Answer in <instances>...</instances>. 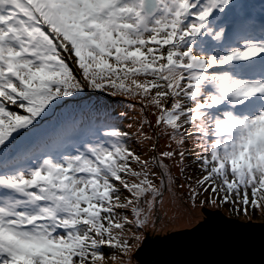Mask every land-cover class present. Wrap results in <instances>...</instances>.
Masks as SVG:
<instances>
[{"label":"rangeland","instance_id":"obj_1","mask_svg":"<svg viewBox=\"0 0 264 264\" xmlns=\"http://www.w3.org/2000/svg\"><path fill=\"white\" fill-rule=\"evenodd\" d=\"M18 1L25 5L23 9L30 16L28 24L19 27L9 24L6 27L8 31L16 30L19 41H26V44L19 52L8 46V56L2 51L4 48L0 47V59L5 61V70L11 76L17 79L23 76L28 79L31 77L30 82L23 84L26 90L24 94H34L42 98L44 94L41 84L58 88L63 86L60 92L67 88L71 84L72 75L60 70L62 68L57 62L60 58L58 53L62 54L64 47L68 46L66 43L62 45L61 40L78 41L74 49L85 69L82 77L90 85L95 84L98 91L111 88L115 93V96L111 93H106L108 96H105L111 102V106L107 107L111 116H108L106 125L109 126L108 123H112L114 119L119 128L131 134L127 146H115L112 153L104 156V159H109L112 155L111 164L115 173L109 174V178L112 179V189L117 191L106 196L97 193L87 195L91 204L102 199V202L95 203L92 212L87 211L83 215L90 224L83 228L82 232L86 243L94 248L95 259L104 261L107 252L112 250L111 245L103 238L105 235H110L116 243L121 238L122 244L128 245L133 255L150 229L158 231V235H164L171 229L190 226L205 216L202 207L206 205L196 199L198 192H195L194 188H188L182 173L179 174L182 157L184 156V167L191 162L188 157L190 148L191 153L205 157L196 161L193 159L194 164L197 162L204 169V177L211 183L218 181L216 186H219L224 194L234 190V195L239 199L238 204L229 201L228 205L221 207L227 209V215L237 216L239 208L243 207L246 212L241 211L244 213L241 219L264 218V105L260 108L257 104L254 105L255 100L260 99L261 83L252 78L242 81L233 89L234 84L229 83L233 76H229L230 80L224 82L220 78L221 73L212 74L207 70L216 62L214 59L205 58L206 56L198 51L191 55L190 60V55L185 52L181 55L190 60V65L193 64V80L197 84L193 92L197 93L195 96L199 97L200 105H195L191 111H185V106L177 94L181 68L176 65L174 59L163 58L160 62L159 58H156V55H159L155 48L143 46L146 33L161 37L160 34L166 32L171 38L170 31H173L176 36L180 35V39L188 35L185 38L187 39L194 37L189 35L190 33L198 34L200 28L207 27L206 32L212 35L214 28L210 21L201 23L200 20L194 21V18L185 17L187 21L184 22V14L187 17L200 14L195 13L194 8L198 9L197 1L203 3L205 0H191L195 5L190 9L186 5L189 4L188 0H161L160 14L153 18L143 14L138 0ZM208 1L213 12L209 15V12L202 9L204 16L209 15L211 18L216 11L217 2L223 4L221 8L230 10L231 0ZM253 5L246 2L245 8H252ZM40 24L52 36L43 33L39 29ZM260 26L264 27L263 20ZM2 30L0 27V35ZM234 33L237 39L242 35L232 29L227 34L224 32L221 38L224 35L230 38ZM246 44H250L249 38ZM192 59L194 63L191 62ZM197 67L200 68L199 71ZM189 69L192 68L189 66ZM97 82H100L98 84L101 88ZM84 88L87 90L85 86ZM161 93L163 95L160 96ZM236 95L241 96L244 102L236 110L246 111L248 106L249 114L246 119L233 117L241 114L236 110L232 114L229 107ZM102 105L100 103L98 107ZM70 107L68 104L58 114L63 116ZM52 109L53 107H48L44 116ZM32 116L33 114L18 116L13 123L0 121V124L3 123V130L11 133L7 139L0 140V149L13 141L11 154L7 155L41 154L45 149L50 152L58 148L60 138L50 141L51 146L48 148L49 145L42 138L46 121L30 118ZM28 118L30 119L27 121ZM21 121V126L17 127ZM15 127L17 132L13 130ZM38 130V134L32 132ZM187 130L190 133H186ZM169 133L171 137L167 135ZM101 148L98 143L88 144L85 151H91L95 157L85 154L83 158L94 161L98 158ZM58 157L45 158L38 171L29 177L1 180L0 208L13 199V194L24 186L26 190H30L37 182L45 180L44 175L62 173L65 165L71 162L69 151L59 153ZM175 159L179 162H175ZM2 171L10 173V169L0 163V173ZM84 171L85 169H80L76 178L81 181L97 179L93 168H90L88 173ZM25 174L27 176V173ZM177 175L181 182L179 189L186 194L190 204L175 187L174 178ZM163 177H166V180L163 181ZM194 181L195 179H192L193 183ZM97 185L93 186L95 190ZM44 193L50 196L56 195L57 192L53 184H46ZM128 193H135L134 201L130 199L131 210L122 214L114 205L118 197ZM169 205L173 206L172 212L166 210L164 213V209ZM191 206L196 207L193 212L188 210ZM207 207L219 208L214 205ZM101 214H104L105 220L107 217L111 219L108 222L101 221ZM7 215L9 214L0 211V241L7 251L24 264H71L74 255L82 249L81 244L67 240L65 231L56 235L57 240L33 241L27 239L26 234L20 238L12 227L6 225ZM131 224L133 226L128 229ZM96 229L102 231L99 233ZM104 245L107 247L103 248Z\"/></svg>","mask_w":264,"mask_h":264},{"label":"trees","instance_id":"obj_2","mask_svg":"<svg viewBox=\"0 0 264 264\" xmlns=\"http://www.w3.org/2000/svg\"><path fill=\"white\" fill-rule=\"evenodd\" d=\"M188 2L190 6L188 3L186 5L187 8L189 9L193 7V5H195V3L191 0H188ZM196 6L195 7L198 9L194 8L195 13L198 12L201 15L198 14L187 17L183 13L184 18L186 17L187 19H189L191 17L194 18V21L200 20L201 23L204 21L208 23V20L210 19L209 15L213 12L210 8L209 1L205 0V2L203 3L197 1ZM221 7H223V5ZM202 9L205 10L206 12H209V15L208 16L202 15L201 13L203 11ZM217 9H219V5ZM159 14L160 13H158L157 16ZM186 18L184 19V22L187 21ZM170 33H172L173 38L172 37L169 38L166 35V32H164L162 35L159 33L161 37L152 36L150 33H146L145 38L143 40V46L146 47V45H149L155 48L157 50V54L159 55V56L156 55V58L157 59L159 58L160 62L163 60V58L164 59L169 58V60L174 59L176 65H178V67L181 68L182 71L180 70L181 73L179 72L180 73L179 83H178L179 88L177 90L178 99L183 102L185 106L184 108L185 111L187 110L191 111L195 105L197 107L200 105H198L199 97L195 96V94L197 95V93L193 92L195 91V87L197 86V84L193 80L194 79L193 72L189 70V66H190L189 61L191 60V55L194 52L200 51L201 37L200 35L198 36L196 35V33L192 32L189 35L194 36L196 39L194 37L185 39L188 35L184 39L182 38L180 39L178 38L180 37V35L176 36L173 31H170ZM193 40L195 41L193 42ZM185 52L188 53V55H190V60L187 57H183V55H181L184 54ZM58 56H60V58L59 60H57V62H59V67L62 68L60 70H63L65 74L69 73L70 75H72L71 84L67 86V88H65L62 92H60V90L62 89L63 86H60L58 88L57 86H47L41 84L40 85L41 91L44 94L42 98L38 97V95L34 96V94L25 95L24 92L26 93V90L24 89L22 84H27L28 81L31 80V77L28 79L26 76H23L19 79L13 77L10 81L12 83L11 87H5V89H0V96H1L0 100L2 99V101L0 102V106H3L2 105L3 101L9 102V105L7 106L9 110L5 108V111L9 112L8 119L6 120L7 122L10 121L9 123H13V120L17 119L18 116H22V115L28 116L31 114H33V116L30 118H34L35 120L40 121L44 119L46 121V124H45V130L42 129V131L44 132V135L42 137L43 140L50 147L51 146V143L49 144L50 141H54V138L55 140L60 138L58 148L50 151L52 152V154H54L51 155V157L56 158L55 155H58L61 151L69 150V152L73 154L71 158L74 159V164L66 167L62 173L55 175H46L44 177L45 179L44 181L40 180V182H37V184L33 185L31 187L32 189H30L28 192V195L32 197H29L28 195L26 197L19 196L18 201L15 199L14 202H12L8 206V210L13 214V217H11L10 220V225L15 228L24 227L25 229H31L35 231L43 230V234L46 235H48V228H50L49 231L52 232H59L58 230L65 231L67 233V240L73 243L81 244L82 246L81 251L77 252L74 255L71 264H75V263L137 264V262L133 258L132 252L129 251V246L126 244H122L121 238L119 242L116 243L110 235H105L103 238L111 245L109 246L112 248V250L110 252H107V257H105L104 261H98L94 257V248H92L89 244L86 243L85 241L86 237L82 232V229L90 224V222L83 216L84 213H86L87 211L92 212V208L93 206H95V203L102 202L101 199L91 204V201H89V196L87 195H92L97 193V194H104V196H106L108 193L117 191L115 189H112V184H113L111 181L112 179L109 178V174L115 173L112 169L113 164H111L112 155L109 159H104V156L107 153H112L115 146L117 147L119 145L127 146V140L129 138V135L131 134L119 128L118 124L116 123V120L112 119L113 121L111 125L108 127H112L113 131L110 130L112 128H110L108 131H104V132L103 130L100 131L105 136L104 139L102 140L103 151L101 156L98 155V158H96L94 161L85 162L83 160L84 159L83 155L91 154L93 157H95V154H92L91 151H85L84 153H82L81 151L82 144L80 140L83 139L85 135H87L86 134L87 129L89 128L90 125L97 127L101 125V127L99 128H104V125L108 122V121L106 122L105 119H108V116L110 114L107 107L111 106L110 105L111 102H109L108 97L105 96H108L109 93L115 96V93L111 88H104L101 89L102 91L100 90L98 91L95 84L90 85L82 77V74L85 69L83 66H81V62H80L81 60L79 61L80 58L79 54L75 51L74 47L70 48L69 51L68 50L62 51V54L58 53ZM157 80L159 79H156V81ZM19 81L22 84H19ZM98 83L100 82H97V84ZM84 86L87 88V90L84 88ZM82 89L85 90L86 92L83 91ZM50 91H51V96H49ZM165 91L168 92V89H166ZM153 93L155 92L153 91ZM162 93L160 94V96L163 95ZM54 94L55 96H53ZM98 103H102L103 105L100 106L99 108ZM68 104L71 107L65 112L63 116H60L58 112L63 111V108ZM50 106L53 107L52 111L47 112L49 114L47 116H44L46 109ZM153 116L155 117L156 115ZM30 118H28L27 121ZM22 122L23 121L19 122L17 127L21 126ZM33 125H35V122H33ZM150 126L154 128L152 123H150ZM17 127L13 129L16 132H17ZM32 132L38 134L39 130ZM186 133H190V131L187 130ZM10 134H11L10 132L7 133L5 132V130L0 128V135H1L0 140L7 139V136H9ZM116 135H118V137ZM167 135L171 137L170 133ZM12 142L13 141H11L7 146H3L0 149L1 151L0 163L1 164L6 163L9 166V168L6 164H4L3 166L7 169H10L9 174L7 173V171H2L0 173V181L1 180L8 181L13 177L16 178L25 177L26 174L23 172H25V170H28V172H33L31 167L35 165L39 166L38 165L39 159H42L43 157V154L42 155L38 154V156H36L33 160H28L24 162L20 161L19 163H17V165L11 166L10 164H13L14 158L17 157L22 158V156H18L16 153H14L13 155H7V154H11L10 152L12 151ZM34 148L35 150L37 149L36 147ZM43 152H46V149ZM188 157L190 158L191 162H193L194 160L196 161V159L202 157L203 159H205L204 155H196L194 153H191V148ZM25 159L26 158H24V160ZM183 159L184 156L182 157V160L179 165V169L181 168L179 174L182 173L183 175L182 178L187 183L186 185L188 186V188L189 187L194 188L195 192H198L197 195L195 194L192 195H195L196 199L198 198L200 200V201L197 200L198 202L203 203V205H206L204 207L214 205L216 207L221 208L222 206L225 207V205H228L229 201L238 204L239 199L234 195V190L227 191L224 194L223 190H221L219 186H216L218 181L211 183L208 181V179L204 177L203 174L204 169L201 168V165L197 164V162L195 164L194 162L193 163L189 162L184 167L185 162ZM7 160H9V162ZM36 160H38V162ZM175 160H176L175 162H179L177 159ZM78 167H86V173H88L90 168H93L95 170L94 174L98 176L97 179L95 178L92 181H88V180L81 181L79 178H76L77 175H79L77 174ZM192 179H195L194 183L192 182ZM162 180L163 181L166 180V177H163ZM46 184H53V186L56 188L57 193L53 198L45 196L44 189L46 187ZM95 184H98L96 190L93 188ZM174 184L175 187L177 188L178 193L185 199L186 202H188V198L186 197V194L184 192H181V190L179 189L181 182L178 175L176 176V178H174ZM117 189L119 190V188ZM177 191H175V194L178 195ZM16 194L17 193H15V196ZM122 196L123 197H118L114 207L117 208V210L121 211V213L123 214L131 210V208H129L132 207L130 203V199L134 201L133 197L135 196V193L134 194L128 193L126 196L123 194ZM21 199L24 200L25 203L24 205L20 206L18 202ZM106 199L107 197L105 198V201ZM55 202L62 207V212L56 210ZM133 204L134 203L132 202V205ZM243 205L245 207V203ZM172 208L173 206L169 205L164 209L163 212L166 213V210H168L171 213ZM188 208L189 211L190 210L192 211L195 210L196 207L191 206ZM253 208H255L254 205ZM17 211H19L20 214L16 215ZM241 211L246 212L245 208L243 207L239 208L240 215L237 214L238 218L243 217L244 213ZM34 214L40 216L38 219L39 221L38 223L32 224V223L19 222L22 217L32 216ZM52 215H54V217ZM248 217H250V215ZM55 219L57 223H54ZM110 219H111L110 217H107V219L105 220L104 214H101V221L108 222ZM200 220L195 221L190 226L173 229V230L171 229L168 232L192 227L195 224H197ZM263 220L264 219L260 221ZM132 226L133 224L128 225V229H130V227ZM151 226L155 227L154 225ZM96 230L99 233L102 231L99 229ZM106 247H107L106 245L103 246V248ZM0 264H24V263L20 261L13 253L7 251L5 248L0 246Z\"/></svg>","mask_w":264,"mask_h":264},{"label":"water","instance_id":"obj_3","mask_svg":"<svg viewBox=\"0 0 264 264\" xmlns=\"http://www.w3.org/2000/svg\"><path fill=\"white\" fill-rule=\"evenodd\" d=\"M158 7V0H142L148 16ZM202 211L192 227L164 235L150 229L134 258L140 264H264V218L241 219L222 208Z\"/></svg>","mask_w":264,"mask_h":264},{"label":"bare ground","instance_id":"obj_4","mask_svg":"<svg viewBox=\"0 0 264 264\" xmlns=\"http://www.w3.org/2000/svg\"><path fill=\"white\" fill-rule=\"evenodd\" d=\"M224 44H225V45H228V43H227V42H225ZM262 68H263V67H262ZM109 116H111V115L109 114Z\"/></svg>","mask_w":264,"mask_h":264}]
</instances>
